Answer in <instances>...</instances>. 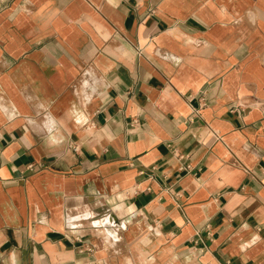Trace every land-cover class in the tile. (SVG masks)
Listing matches in <instances>:
<instances>
[{
  "label": "crops",
  "instance_id": "1",
  "mask_svg": "<svg viewBox=\"0 0 264 264\" xmlns=\"http://www.w3.org/2000/svg\"><path fill=\"white\" fill-rule=\"evenodd\" d=\"M0 264H264V0H0Z\"/></svg>",
  "mask_w": 264,
  "mask_h": 264
}]
</instances>
